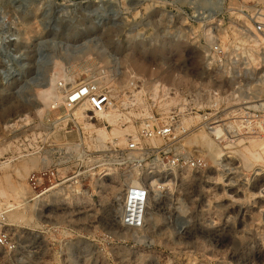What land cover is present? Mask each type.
I'll return each instance as SVG.
<instances>
[{"label":"rangeland","instance_id":"1","mask_svg":"<svg viewBox=\"0 0 264 264\" xmlns=\"http://www.w3.org/2000/svg\"><path fill=\"white\" fill-rule=\"evenodd\" d=\"M210 2L0 0V264H264V156L251 159L243 148L253 135L264 140L260 117L261 128L240 122L228 96L215 110L183 116L169 136L144 137L143 96L130 122L115 111L113 123H81L64 99L45 105L37 95L51 77L63 98L92 76L107 78L116 94L132 75L146 83L206 80L195 42L201 24L217 22L205 14ZM223 86L232 90L233 82ZM246 86L242 99L264 101V78ZM231 119L223 136L210 135L209 126ZM97 127L109 138L100 139ZM112 128L138 138L142 149L130 160L121 157L127 139ZM195 135L212 138L210 153ZM156 153L172 163L161 167ZM182 155L206 165H182ZM43 167L57 170L53 184L44 175L35 186L30 177ZM132 180L155 184L139 228L119 223Z\"/></svg>","mask_w":264,"mask_h":264},{"label":"built area","instance_id":"2","mask_svg":"<svg viewBox=\"0 0 264 264\" xmlns=\"http://www.w3.org/2000/svg\"><path fill=\"white\" fill-rule=\"evenodd\" d=\"M210 4H214V7H206L205 14L213 12L217 22L201 24V32L195 42L202 48L206 80L189 78L173 83L154 78L146 83L132 75L122 86L121 93L116 94L115 86H106L102 76H92L65 91L64 105H82L92 113L113 110L130 122L132 116L137 114L135 108L143 96V107L137 110L140 119L139 135L152 137L169 136L183 116L215 110L222 103H227L230 97V100H235L240 122L252 123L261 128V125L254 124L258 123L254 122V117H260V122L264 124L263 102L257 100L249 104L241 95L247 93V82L255 77L264 78V67L258 69L261 73L256 72V66L264 63V0H211ZM244 51L256 56L254 61H250L249 68L246 67L247 56ZM216 73L220 74L221 80L212 77ZM181 76L178 74L177 78L182 80ZM225 79L233 82L232 90L226 91L223 86ZM158 119V123L154 122ZM127 136L124 155L121 157L130 160L134 157L133 152L142 148L138 139L129 134ZM146 149V154H153V148ZM180 157L182 165L192 168L206 165L202 157ZM155 159L160 161L163 168L172 163L169 158H159L158 153ZM56 172L54 168L43 167L33 172L30 179L35 186H39L43 176L48 175L52 185L50 176ZM149 188L148 183L142 180L125 186L120 201L122 205L119 216L122 224L133 228L144 224L150 201ZM5 237L6 233L0 228V245L4 243ZM2 250L8 251L6 248Z\"/></svg>","mask_w":264,"mask_h":264},{"label":"bare ground","instance_id":"3","mask_svg":"<svg viewBox=\"0 0 264 264\" xmlns=\"http://www.w3.org/2000/svg\"><path fill=\"white\" fill-rule=\"evenodd\" d=\"M244 54L247 56V62L246 63L249 64V65L246 64V67L249 68V67H251L250 61L251 62L254 61L256 56L252 52H248V51H244ZM262 60H263V57L261 58V61ZM132 63L137 68H140L143 65V63H141V62H139L137 60H133ZM262 67H264V63H261L259 66H256V69H257L256 72L257 73H261L262 71H258V69H261ZM257 78L258 77H255L254 79H257ZM106 79H103V80H106ZM104 82H106V81H104ZM78 83H80V82H78ZM78 83H76V84H78ZM54 85H55L54 84V77H51L50 82L46 85V87H44L42 89H39L38 92H37L38 97L41 98L43 101H45V105L48 104V101H49V104H51L52 102H55L54 100H57V101H60V102L63 101V95H61V94H59V93H57L55 91ZM253 101L258 102L257 99L253 100ZM262 102L264 104V101H262ZM52 105L54 106V104H52ZM69 110H72L73 114L80 119L81 123H83L84 119H86V120H93L94 118L97 119V120L106 119L107 121H109L111 123H113L115 121V119H116V113L115 112L113 114L109 115V117L108 116L105 117L106 116L105 113L109 112L110 110L109 111H104V112H99V113H92V112L88 111L86 109V107H84L82 105H77V106L71 107ZM36 111L40 112L39 109H36ZM117 115L119 116V114H117ZM216 121H218V120H214L213 122H216ZM233 121H235V119L227 120V121H224V122H216L215 124L209 126L208 128H209L210 135H213L216 138L223 136V134H225L226 129H231V127L233 125ZM240 124H242V123H240ZM215 126H219V131L216 132V133L212 132L213 131L212 128H214ZM239 126H241V125H238V127ZM94 130L97 131L98 137L100 139L104 140L106 138H109L108 134H107V132L105 130L99 129L98 127L96 129H94ZM110 132L115 133L118 140L125 141L127 139V137L124 138L118 132H116V130L114 128H112ZM132 137L138 139L136 137V135H134V134H132ZM199 137H197V135H195L194 138H193V142H195V143L198 142L200 145H202L208 151V153H210L211 144H214L212 138H210L209 135H208L207 138L202 136L199 139ZM108 140H110V139H108ZM238 142L240 143V142H242V140L240 139V141L238 140ZM243 145H241V147ZM243 148H245V150ZM243 148L242 149L245 151V154L247 153L248 155H250L252 157L251 158L250 156H248L251 159L255 158V160H256L257 158L260 159L261 157L264 156V140L261 138V136H258V135L251 136L249 141H248V144L246 146H243ZM131 182L132 183H138L135 180H132ZM148 185L150 187L149 188V197L151 198V190H152L151 187L153 185H155V184H151V182H150V183H148ZM262 192H263V190H262ZM122 197H123V194H122ZM17 206L18 205L14 206L13 204H9V207H11V209L16 208ZM13 214H11L10 216H13ZM119 223H121V222H119ZM121 225H123V224L121 223ZM123 226H126V225H123ZM126 227H130V226H126ZM262 244L264 245V242H262Z\"/></svg>","mask_w":264,"mask_h":264}]
</instances>
